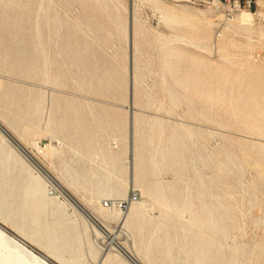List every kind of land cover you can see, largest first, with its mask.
Masks as SVG:
<instances>
[{"label": "rangeland", "instance_id": "1", "mask_svg": "<svg viewBox=\"0 0 264 264\" xmlns=\"http://www.w3.org/2000/svg\"><path fill=\"white\" fill-rule=\"evenodd\" d=\"M232 9L0 0V124L46 169L22 151L29 172L0 162L2 217L31 230L25 190L38 171L71 181L68 192L110 227L100 202L136 191L140 214L120 239L143 264H264V4ZM65 198L40 221L69 232L65 259L96 264L103 250L89 225L99 226Z\"/></svg>", "mask_w": 264, "mask_h": 264}, {"label": "bare ground", "instance_id": "2", "mask_svg": "<svg viewBox=\"0 0 264 264\" xmlns=\"http://www.w3.org/2000/svg\"><path fill=\"white\" fill-rule=\"evenodd\" d=\"M257 4L259 6H263L264 0H257ZM160 10L162 14L168 19V21L173 23L183 22V20H181V15L178 14V12H176L175 10L171 9V7L168 8L166 6H161ZM167 64L169 65V62ZM169 66H172V64ZM173 73L177 74L178 69H173ZM226 75L228 77L229 73H227ZM17 140L12 138L11 136L9 137L6 136L4 133L0 131V162L4 164L3 171L8 172L10 171L11 166L14 168L15 165H19L21 171L29 172L30 171L29 168L25 167V160L22 155L23 152L41 171L46 173V169H44L43 165L38 161L36 156L32 155L30 152H27L24 146L22 147L19 144L20 142L18 143ZM12 141L13 143H15V145H17V147L12 143ZM42 150L43 147L38 148L39 152H42ZM130 151L132 152L131 148ZM131 166L133 172L134 169L133 163ZM36 172H35L36 175H33L32 179L30 180L25 190V195L27 197L25 200V204L26 205L28 204L26 211H29L30 213L29 215H30L31 230L29 232L26 231L24 232L18 229L16 230L9 223L8 219L6 218L4 219L2 217L1 214L2 212L0 213V264H52L47 260V258L53 259L57 264L73 263L72 258L65 259L63 257V252L65 251L66 243L68 242L69 232L66 230L64 233H62L58 231V229H56L55 227H50L48 224L49 222L46 221L47 218L45 216H44L45 220L43 222L40 221L41 214L44 213L45 211L47 212V208L49 207V205L52 202H55V200L59 199L60 197H66L65 199L69 200L68 204L71 206L70 207L71 213H75V214L78 213L79 215L84 217L85 221L90 218L95 223V225H97V227L99 226V229H97L96 226L93 227L87 224L89 225V229L92 232L96 233L95 234L97 235L95 236L97 239L96 241L99 242V244H101L102 246L101 250H103L101 257H99L97 262L95 261L96 264H143L140 253L137 250H135L132 241L131 243L129 242L130 244L128 245V247H124V245H122L121 243L122 240L120 239V235H123L126 238V241L127 240L130 241L131 239L130 233L127 231V229H125V225L131 219L136 218L140 214V208L134 207L135 205H133L136 204L138 201L135 203H131L130 205L127 206V208L121 210L113 206H110L109 208H104L100 206V208L103 209L104 211H110L111 212L110 215L117 220L116 225L114 227H110L108 225H105L103 222H101L98 216L90 212L86 208V206L82 204V202H80L74 195L68 192V187H72L73 184L71 181H67L65 179L60 181L51 176L49 179L52 184H50L49 181H42L39 177V172L38 171ZM49 187L50 189L56 187V189H58L57 192L58 194H55L56 193L55 192L54 194L51 195L49 193L50 190ZM162 198L164 199V197ZM63 203L64 201L61 200L57 201L58 205ZM5 205H6L5 202H2L0 200V210L2 209L5 211L6 210ZM11 212H12L11 219H16L17 216L14 215L15 212L14 207L13 208L11 207ZM23 217L24 215L20 214V218L22 219ZM6 230H10L12 233H8ZM85 233L86 230L83 231V234ZM33 248H35L38 252H36Z\"/></svg>", "mask_w": 264, "mask_h": 264}, {"label": "built area", "instance_id": "3", "mask_svg": "<svg viewBox=\"0 0 264 264\" xmlns=\"http://www.w3.org/2000/svg\"><path fill=\"white\" fill-rule=\"evenodd\" d=\"M245 2V5L250 8L252 0H232V5H233V9L232 12H235L237 10H239L241 8V4ZM218 33L216 34V36L218 37ZM56 192V190L54 189H50L49 193L52 195ZM139 198V194L136 191H132L129 195H127L125 198H120V199H116L113 201H101L100 202V206L104 207V208H109L110 206H113L117 209H125L127 208L128 205H130L131 203H135L138 201Z\"/></svg>", "mask_w": 264, "mask_h": 264}, {"label": "water", "instance_id": "4", "mask_svg": "<svg viewBox=\"0 0 264 264\" xmlns=\"http://www.w3.org/2000/svg\"><path fill=\"white\" fill-rule=\"evenodd\" d=\"M0 131L2 132V133H4L6 136H11V134L0 124ZM12 137V136H11ZM13 138V137H12ZM8 233H11V232H9L8 230H6Z\"/></svg>", "mask_w": 264, "mask_h": 264}, {"label": "trees", "instance_id": "5", "mask_svg": "<svg viewBox=\"0 0 264 264\" xmlns=\"http://www.w3.org/2000/svg\"><path fill=\"white\" fill-rule=\"evenodd\" d=\"M253 7V6H252Z\"/></svg>", "mask_w": 264, "mask_h": 264}]
</instances>
